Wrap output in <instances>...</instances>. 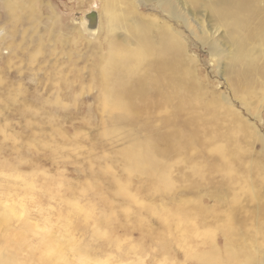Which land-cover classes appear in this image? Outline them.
<instances>
[{
  "label": "rangeland",
  "instance_id": "374dc122",
  "mask_svg": "<svg viewBox=\"0 0 264 264\" xmlns=\"http://www.w3.org/2000/svg\"><path fill=\"white\" fill-rule=\"evenodd\" d=\"M171 1L186 25L159 0H0V239L25 240L17 264H264V47L250 85L238 82L187 0ZM137 18L183 36L207 111L181 99L158 115L135 96L142 67L111 69L110 46L124 56ZM171 111L182 117L173 128ZM186 200L190 225L177 213ZM215 248L226 259L202 263Z\"/></svg>",
  "mask_w": 264,
  "mask_h": 264
},
{
  "label": "bare ground",
  "instance_id": "6f19581e",
  "mask_svg": "<svg viewBox=\"0 0 264 264\" xmlns=\"http://www.w3.org/2000/svg\"><path fill=\"white\" fill-rule=\"evenodd\" d=\"M182 1H185V0H182ZM263 1L264 0H187L188 4L191 7V12H190L191 14L190 15L192 17L193 22H195L198 25V29H199L200 34H201L202 42H204L205 45L209 46V49H211L213 51V53H214L213 56H215V57L216 56H220V57L225 56L226 53H224L221 50V47L223 49H225L227 51V57H229V59L231 61L230 69H232L233 73H235L233 69H235L236 67H239V69L237 70V75H236L238 77V82L239 81L241 82L244 80L245 83H248V86L250 85V82H251V70L256 67V64L258 62L257 57L262 55V52H263L262 50L259 51L258 49L257 50L254 49V47H257L258 42H259V45L264 47V7L262 6ZM159 2H160V6L164 9V12L166 13L169 21H171L174 18L177 21L183 20L180 22L185 24V25L187 24V22L184 20V18L179 13V11L174 7L171 0H159ZM149 21L150 20H144L142 18L141 19L137 18V26H138L137 31H138V33L136 34V31H135V33L132 34V32H131L130 36H127L125 39H123V41L125 43L124 47H123V51H125L124 52L125 54L123 56L122 52L121 53L119 52L120 54H122V57H121L122 59L120 58L121 62H117L116 58H118V57L114 56V54H117L118 53L117 51H120V50L118 48H116L113 44H112L113 47L110 46L111 49H109V50L111 51V53H109L108 51L106 52L107 54L109 53V55H110V62L109 63H110V65H112V68L111 67L110 68L113 69L115 67L118 69L120 68L121 70L126 69L125 71H127V69H130L134 63L136 64V68L142 67L144 69V76L136 78L137 89L135 92L136 93L135 96L144 97L143 98L144 101L146 99H150L151 102L153 104H155L154 108L157 109L156 111H157L158 115L161 114L162 109H166L165 108L166 105L169 107L172 106L171 104L175 100L176 101L177 100H180V101L184 100L183 101L184 105L187 106L188 108L190 107L189 109H191V108L196 106L193 101L195 99H199L200 100V102H198L199 107H201L202 109L207 111L208 108H207V105L205 104L206 102L205 103L202 102L203 95L200 94V91H201L200 84L194 78L193 69L191 68L192 63H191V60L188 58V55L186 53L187 52V46L186 45H188L187 42L184 41L182 35L175 32V29H173V27L169 23L165 22V24H163V25L161 24L159 26L158 23L154 24V23L149 22ZM198 29H197V31H198ZM199 31H198V33H199ZM112 34H113V32H112ZM111 41H113V39ZM113 43H115V40L113 41ZM106 53H105V55H107ZM119 53H118V55H119ZM128 53H130L131 55ZM107 56H106V58H107ZM103 60L105 61L107 59L103 58ZM101 63H102V61H101ZM107 66H109V65H107ZM241 66L245 67L243 72H240ZM98 67H99V65H98ZM121 70H119V71L121 72ZM107 73H109V72H107ZM105 76H107V75H105ZM118 78H119V76H118ZM245 79H247V80H245ZM235 81H237V80H235ZM232 82H233V87L236 88L237 84L234 82V80H232ZM108 86H110V85H108ZM109 92H110V90H109ZM115 92H116V90H115ZM198 93H199V95H198ZM111 95H109V96H111ZM116 96H117V94H116ZM125 96H127V94H125ZM128 98L130 99V97H128ZM106 99H107V97H106ZM181 99H183V100H181ZM142 100H140V101L142 102ZM119 101H121V100H119ZM102 103H103V101H102ZM128 104H130V103L127 100H125L124 106L127 108V110L130 109V107H129L130 105L128 106ZM116 105H121V103L116 102ZM184 105L183 104H173V106H178L179 111L186 109ZM125 107H123V108H125ZM196 108H198V107H196ZM198 110H199V108H198ZM178 113H175V112L172 113V111H171L170 116L163 119V120H165L164 121L165 126L173 128L174 124H172V122L178 123L179 119L182 118L181 116L180 117L178 116ZM127 114H128V112H127ZM151 117H153V116H151ZM132 118H133V116H132ZM158 118H160V117H158ZM151 119H153V118H151ZM191 124H193V122ZM204 125L205 124H201V127ZM187 126H188V124H187ZM190 128H193V127H190ZM176 131H177V129H176ZM208 131H210V130H206L203 134L206 135V133ZM217 132L218 131H216V133ZM189 133H190V130H188L187 128H184L183 133H181V134L183 136L190 137ZM218 136H220V135H218ZM139 140H141V139H139ZM174 140H175V138H174ZM177 145H179V144L177 143ZM172 146H173V148L175 147L174 144H172ZM210 146L212 147V145H210ZM203 150H204V148H203ZM129 151H131V150H129ZM149 154H150V151H149ZM151 154H152V152H151ZM147 159L148 158L146 157V160ZM150 162H151V160H150ZM138 164L139 163H137V165ZM144 165L146 166L147 164H145V162H144ZM140 166H142V165H140ZM191 166H194V165H191ZM137 169H139V168H137ZM158 169H159V167H158ZM131 170H132V168H131ZM161 177H163V175ZM229 179H230L229 180V182H230L232 178L230 177ZM162 192H163V190H162ZM186 204H187V200H186V203H184V205H182L183 208H179L177 210V213L181 214L182 216L185 215L184 216L186 218L185 224L190 225L188 208H187V206H185ZM160 208L163 209L162 207H160ZM200 208H202V207H200ZM175 214L176 213H174V215H173V213H168L167 216L168 217L171 216V217L176 218ZM6 220L7 219H5L3 221L1 219L0 223L4 222V224L5 223L8 224V221H6ZM165 222L167 223V225L170 223L167 220H165ZM170 229H171V227H167L168 231ZM229 230L230 231L228 234L231 235V233H234V232L237 234V228H234V229L229 228ZM1 236H2V234H1ZM159 240H160V237H159ZM161 240H162V237H161ZM161 240H160V242H162ZM210 241H211V239H210ZM204 242L208 243L209 241H204ZM204 244L205 243H203V245ZM18 245L19 244L17 242H15V239L13 237L8 236L6 234L4 235L3 239L2 238L0 239V247H3V250H4L3 252L0 253V264H17V259H20L19 255H20V253H22L21 248L25 245V240L21 239L20 245L19 246ZM208 245H210V244H208ZM20 246H22V247H20ZM203 248H204V246H203ZM207 248H210V247H207ZM158 249L161 252L162 257L164 256V253H166V252L170 253L171 252L169 250V248H167V244L158 245ZM219 250H220L219 248L218 249H216V248L211 249L210 251L208 250L207 253H202L201 255H199V259L202 261V263L204 261L209 262V260L210 261L216 260L215 262L218 263L221 261V259L223 260V258H224L223 252L226 249L224 251H221V252ZM5 251H7V252H5ZM226 251H228V250H226ZM58 255H59V257H62L61 253H59ZM235 255H237V254H235ZM30 256L33 258L35 257V255H32V254ZM39 259L42 262L41 264H54L51 257H47V256L45 257V255H44V258L41 257ZM224 259H226V258H224ZM167 260L168 259L166 257L162 258V261L164 262L163 264H173L172 262L170 263ZM22 262H23V264H28L27 259H26V261H22ZM140 264H142V263H140ZM154 264H158L157 261L154 262ZM160 264H161V262H160Z\"/></svg>",
  "mask_w": 264,
  "mask_h": 264
}]
</instances>
